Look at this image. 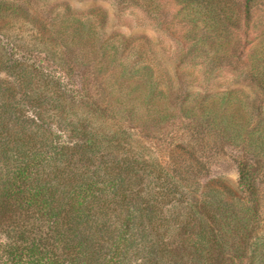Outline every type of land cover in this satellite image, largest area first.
I'll use <instances>...</instances> for the list:
<instances>
[{"label":"trees","instance_id":"1","mask_svg":"<svg viewBox=\"0 0 264 264\" xmlns=\"http://www.w3.org/2000/svg\"><path fill=\"white\" fill-rule=\"evenodd\" d=\"M113 1L150 12L160 0ZM175 1L187 17L178 65L207 55L209 79L241 63L264 91V32L235 57L264 0ZM31 2L0 0V263L264 264L255 99L167 83L135 39L102 31L103 13L96 23ZM175 119L197 141L209 130L240 146L237 187L201 180L194 147L192 162L173 151L163 130Z\"/></svg>","mask_w":264,"mask_h":264},{"label":"rangeland","instance_id":"2","mask_svg":"<svg viewBox=\"0 0 264 264\" xmlns=\"http://www.w3.org/2000/svg\"><path fill=\"white\" fill-rule=\"evenodd\" d=\"M33 4L44 7L51 5L56 11L63 12L67 7L74 11L75 15L87 16L94 22L101 20L104 14L102 31L106 34H122L135 39L136 48L141 52L142 60L154 62L158 74L163 76L165 82L169 78L181 89L189 88L191 93L210 91H238L249 98L255 99L259 106L261 116L264 119V91L245 79L240 72L241 65H222L213 71V76L209 79L205 72L207 55H198L193 61H186L178 65L177 53L179 50V40L183 38L186 30V14L182 6L175 0H160L158 9L146 11L140 7L130 6L121 8L113 0H31ZM259 32H264V14L254 12L252 18L242 28L237 30L240 37V46L235 53L241 55V60L247 61L251 49L259 42L263 36H258ZM239 34V35H238ZM233 57V60H235ZM210 76V75H209ZM164 139L174 138L173 151L181 155L186 162L193 161L190 155L183 152L185 149L194 147L196 154L206 165V173L201 174L200 179H221L227 185L237 187L238 183V156L240 146L227 143L211 136L209 130H205L204 140L197 141L194 133L185 123V120L175 119L173 123L166 125L163 130ZM162 160H168L166 150L156 151ZM192 159V160H191ZM259 202L261 230L264 232V177L259 182ZM1 264V263H0Z\"/></svg>","mask_w":264,"mask_h":264}]
</instances>
